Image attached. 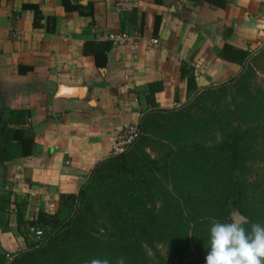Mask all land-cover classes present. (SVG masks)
<instances>
[{
	"label": "crops",
	"instance_id": "obj_1",
	"mask_svg": "<svg viewBox=\"0 0 264 264\" xmlns=\"http://www.w3.org/2000/svg\"><path fill=\"white\" fill-rule=\"evenodd\" d=\"M68 1L91 15L66 11L62 0H0V190L23 195L25 211L32 202L35 213L55 212L59 196L76 193L110 156L123 124L140 123L151 108L149 83L163 84L157 107L180 105L187 99L182 64L199 89L216 85L241 71L218 58V49L229 43L249 51L264 39V0H131L125 13L116 10L118 0ZM30 5L56 19L52 33L45 20L33 26ZM103 30L140 34L135 55L110 44L98 69L83 47ZM19 128L33 142L29 156H19L9 132Z\"/></svg>",
	"mask_w": 264,
	"mask_h": 264
},
{
	"label": "trees",
	"instance_id": "obj_2",
	"mask_svg": "<svg viewBox=\"0 0 264 264\" xmlns=\"http://www.w3.org/2000/svg\"><path fill=\"white\" fill-rule=\"evenodd\" d=\"M62 4L66 11L91 15L68 0ZM28 8L34 11L33 26L45 20L52 33L56 19H44L39 5ZM160 21L157 15L154 35ZM109 45L86 42L83 53H92L103 69ZM216 55L240 66L239 74L216 88L199 89L192 69L182 64L187 101L179 109L157 107L155 95L163 84L149 83L151 108L130 148L98 162L76 193L59 196L54 213L39 209L28 220L22 201L16 230L29 247L10 262L0 247V264H91L93 259L152 264L156 260H149L146 247L157 245L176 264H206L210 227L213 221L231 222L232 206L246 219L247 230L264 226V185L251 197L247 175L252 161L264 165V91L254 86L257 72L247 50L225 43ZM255 59L264 60V53ZM9 132L19 156H29L33 142L24 129ZM160 135L169 142H157Z\"/></svg>",
	"mask_w": 264,
	"mask_h": 264
},
{
	"label": "rangeland",
	"instance_id": "obj_3",
	"mask_svg": "<svg viewBox=\"0 0 264 264\" xmlns=\"http://www.w3.org/2000/svg\"><path fill=\"white\" fill-rule=\"evenodd\" d=\"M248 52L250 54V59L248 63L252 64V66L255 68L257 72L256 77L254 79V86L264 91V60L261 61L255 59V57L258 56V54L264 53V39L260 43H258L257 46L250 47ZM219 84L221 83H216V85L211 84L208 85V87L216 88V86H219ZM186 101L187 99L182 104H184ZM182 104H180L179 107L176 109L181 108ZM171 108L173 109L174 106L172 105ZM156 138H157L156 139L157 142H165V143L169 142L164 137V135H160L159 137ZM152 155L154 154L152 153ZM247 175L250 185L249 191L250 194L252 195L251 197H256L260 194L261 187L264 185V165L252 161L248 166ZM23 198H24L23 195H17V194L15 195V193L9 190H0V217L1 216L3 217V219L0 220V247L5 256V259L8 262H10L13 259L14 255L25 251L29 247L26 239L20 234H18L16 230V218H17L16 209L22 208ZM29 204L30 207H27L26 211H24L25 218L28 211L30 215L32 214L34 215L32 217L30 216L29 218H26L28 220L34 218L36 214L35 207H31L32 206L31 204L34 203L30 202ZM230 212L232 215V219L233 216H235L236 214L240 215L237 208H235L234 206L231 207ZM146 248H147L146 250L149 260H156V261H150L152 262V264H176V262L168 255L164 247L157 245L154 248L153 247H146Z\"/></svg>",
	"mask_w": 264,
	"mask_h": 264
},
{
	"label": "clouds",
	"instance_id": "obj_4",
	"mask_svg": "<svg viewBox=\"0 0 264 264\" xmlns=\"http://www.w3.org/2000/svg\"><path fill=\"white\" fill-rule=\"evenodd\" d=\"M233 218L229 223L213 221L210 227V251L206 264H264V226ZM91 264H108L107 260L93 259ZM118 264H124L123 259Z\"/></svg>",
	"mask_w": 264,
	"mask_h": 264
},
{
	"label": "built area",
	"instance_id": "obj_5",
	"mask_svg": "<svg viewBox=\"0 0 264 264\" xmlns=\"http://www.w3.org/2000/svg\"><path fill=\"white\" fill-rule=\"evenodd\" d=\"M116 10L119 13H125L131 11L135 4L131 0H118L115 4ZM142 36L138 33H132L128 31H107L103 30L99 35L98 42H108L113 45H123L128 47L129 51L135 55L139 42ZM151 46H158L159 40L157 38H152L149 41ZM174 108H178L179 105L174 103ZM141 133V128L139 122H126L122 126V130L114 145L111 148L110 155H119L125 152L128 148L132 146L137 137ZM40 235V232H37ZM9 256V255H8Z\"/></svg>",
	"mask_w": 264,
	"mask_h": 264
},
{
	"label": "water",
	"instance_id": "obj_6",
	"mask_svg": "<svg viewBox=\"0 0 264 264\" xmlns=\"http://www.w3.org/2000/svg\"><path fill=\"white\" fill-rule=\"evenodd\" d=\"M233 218H236V219L241 220V221H246V219L239 214H236L235 216H233Z\"/></svg>",
	"mask_w": 264,
	"mask_h": 264
}]
</instances>
